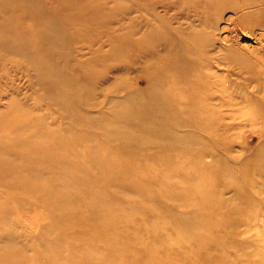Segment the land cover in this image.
Wrapping results in <instances>:
<instances>
[{
  "label": "rangeland",
  "instance_id": "374dc122",
  "mask_svg": "<svg viewBox=\"0 0 264 264\" xmlns=\"http://www.w3.org/2000/svg\"><path fill=\"white\" fill-rule=\"evenodd\" d=\"M0 264H264V0H0Z\"/></svg>",
  "mask_w": 264,
  "mask_h": 264
},
{
  "label": "bare ground",
  "instance_id": "6f19581e",
  "mask_svg": "<svg viewBox=\"0 0 264 264\" xmlns=\"http://www.w3.org/2000/svg\"><path fill=\"white\" fill-rule=\"evenodd\" d=\"M148 68L149 69H151L152 68V70L151 71H148V72H145L144 73V75H143V79H144V81H145V85H144V87H145V89L146 90H150V88H153V89H156V92H160L162 95H165V97L164 98H159V97H157V96H154V97H156V98H158V99H160L159 101H161V100H163V99H165L166 97H168V98H171L172 96H173V93H172V91L169 89H167V90H163V87L161 86V80H158V79H151V77H150V75L152 74V73H155V67H154V64H151V66H148ZM148 69V70H149ZM135 96H137V95H139V94H136V92H135V94H134ZM167 98V99H168ZM174 100H176L177 101V99H176V97L174 96ZM175 102V101H174ZM173 102V103H174ZM170 105V110H169V112H168V114L169 115H171V116H174V112L176 111V110H178L179 108H175V105H176V103H175V105H171V103L169 104ZM177 106V105H176ZM136 112H138V113H140L139 112V110L137 109V111ZM173 133H174V130H171Z\"/></svg>",
  "mask_w": 264,
  "mask_h": 264
}]
</instances>
